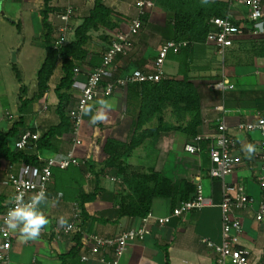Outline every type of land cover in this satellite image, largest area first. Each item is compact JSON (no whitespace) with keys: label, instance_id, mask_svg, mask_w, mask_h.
<instances>
[{"label":"crops","instance_id":"crops-1","mask_svg":"<svg viewBox=\"0 0 264 264\" xmlns=\"http://www.w3.org/2000/svg\"><path fill=\"white\" fill-rule=\"evenodd\" d=\"M20 1L23 10L32 11L34 8L39 12L41 9L39 4L42 0ZM59 1H62L63 5L67 2L72 4L75 8L72 20L77 17V25L89 13L94 2V0ZM136 1L103 0L115 11L112 22L116 23L117 27L113 30L100 27L91 31V42L88 43L91 53L100 51L103 54L109 45L108 40L111 41L115 33L128 30L131 20L137 15ZM151 1L152 7L145 9L146 21L143 22L138 33L131 37V47L115 58L105 81L115 76L124 77L134 69L151 70L162 44L175 37L176 24L172 9L186 12L189 8H186V2L177 0L173 5L167 4L166 10L158 1ZM206 1L223 3L224 16L247 28L249 21L247 6L229 0ZM56 2V0L51 1L55 8L59 5ZM218 6L221 8L220 5ZM78 9L84 12V15L79 16ZM59 11L55 10L52 13ZM52 13L49 16L50 23ZM212 18L214 16L209 22ZM56 21L58 25L59 20ZM190 21L191 19L178 23V27H181L179 30L190 29ZM57 25L52 26L55 29ZM245 28L244 33L233 37L231 46L225 48L223 55L212 42L206 40V37L203 40L178 38L175 41L186 40L188 45L178 53L167 54L165 62L167 59L173 60L176 67L170 72L163 71L164 77L181 79L184 74L187 75L199 97L201 123L194 136H189L182 130H175L161 132L156 140L147 138L135 149L142 150L143 155L136 154L133 150L123 160V166L126 173H149L154 170L168 176L167 173L170 171L174 174V177L168 176L172 181L185 178L201 184L205 198L212 203L201 209L188 211L163 225L152 221L150 234L141 241L127 245L118 264H219L217 252L207 243L218 244L222 240L221 210L218 205L222 198V183L208 175L209 147L218 132L217 127L220 122L225 124L226 134L235 141L231 153L236 157V164L233 172L225 177V182L243 186L247 195L253 198L250 206L233 212L242 220L240 247L249 252V264H264L262 258L264 219L258 221L255 218L259 202L264 201V188L260 186L258 180L263 174V163L258 158L261 134L258 130L247 131L239 128V124L255 122L258 117H264V34L254 35ZM196 30L194 29V32ZM105 34L109 35L107 41L101 36ZM91 56L92 54L89 53L77 68L76 79L70 90L71 105L75 104L88 73L101 62V55L92 57L93 59L90 58ZM60 77L61 70L57 75L56 83ZM50 80L49 88L43 96L32 101L22 113L19 111V91L15 114L2 107L0 103V133L6 132L17 123L18 131L33 127L34 133L37 132L40 136L43 131L59 122L55 112L57 103L53 91L55 85L51 84ZM220 80H224L226 85H233V88L224 91L215 89V84ZM18 83V88L24 85L22 80ZM24 88L22 99L30 98L36 91V82L29 89L26 85ZM128 93L130 94L126 87H118L111 95L90 103L92 111L89 115L83 114L79 145H74L73 134L70 131L53 137L51 149L43 148L39 151L34 141L30 142L32 145L25 147L26 151L36 155L41 161L51 155L67 153L73 149L79 164L52 169L47 200L40 205L49 223L41 229L38 238L27 241L21 238L19 229L11 230L10 257L7 262L0 264H107L110 260L109 250H102L99 256H92L88 261L80 259L81 254L89 253L91 242L86 237L95 234L103 238H112L126 229L136 228L142 224V219L139 218L118 217L120 196L127 194L128 189L123 183L122 174L116 173L113 168H104L107 156L102 148L106 139L114 138L128 142L132 133L139 105L135 99L136 94L132 98L133 103L127 100ZM101 99L107 102V108L99 103ZM97 110L104 111L107 118L103 122L92 124L90 123L92 112ZM20 117H22L21 121ZM189 119L188 115L181 116L170 106L163 111V120L170 125L185 126ZM155 125L157 121L153 118L144 125V128ZM194 143L200 145V152L188 153L184 150L187 144ZM250 144L254 146L252 152L248 150ZM22 164L10 163L0 158V194L4 198L3 205L9 203L13 195L8 176L10 173L17 174ZM94 189L98 194L93 200L84 203L86 215L84 217L79 213L77 195L80 190L90 193ZM75 212L79 213L76 220L81 228L79 238L75 233H64L62 230ZM150 212L159 217L168 215L170 201L163 198L153 199ZM1 215L2 212L0 217Z\"/></svg>","mask_w":264,"mask_h":264},{"label":"built area","instance_id":"built-area-1","mask_svg":"<svg viewBox=\"0 0 264 264\" xmlns=\"http://www.w3.org/2000/svg\"><path fill=\"white\" fill-rule=\"evenodd\" d=\"M229 2L245 5L249 9L247 28L243 25L235 24L228 17H214L210 20L211 30L207 33L206 40L212 42L223 55L225 48L231 46L233 37L244 33V28L254 35L264 34V6L263 0H229ZM151 0H137V15L131 20L129 28L125 32H118L111 38V43L105 49L101 62L86 76V81L80 90V94L73 107L69 109V116L72 122V134L74 145L81 143L79 134L83 119L81 105H88L97 99L109 96L118 87H126L129 82H158L164 78L163 65L169 52L178 53L183 47L188 45L186 40H167L160 47L158 54L153 62L151 70L134 69L128 75L117 76L105 81L108 71L115 58L125 53L132 45L131 37L138 33L142 27L140 16L145 13V9L152 7ZM75 14V8L70 2H67L57 13L56 17L59 24L56 26V36L53 41L55 47L61 46L67 42V34L71 30L70 22ZM77 72V69H76ZM105 82V83H104ZM215 89L224 91L233 88V85H226L224 80H220L214 86ZM239 128L247 131L258 130L261 134L260 154L258 158L263 163V174L258 178L259 184L264 188V117H258L255 122L239 124ZM218 132L214 135L209 147L210 166L208 175L216 178L222 183V198L218 203L221 210L222 219V240L218 244L208 242L213 246L218 254L219 264H249V252L240 247V234L242 232V220L235 216V210H242L253 203V198L247 195L244 187L241 185L227 184L225 177L233 172L236 164V157L231 153L235 146L234 139L225 132V124L220 122L217 127ZM39 138V134L25 131L15 141V147L25 148L31 141ZM184 150L188 153L200 152L201 147L198 143L187 144ZM41 161V160H40ZM79 164L78 159L73 153V149L67 153L55 154L41 161L40 165L23 163L17 174L10 173L9 183L13 190L12 199L5 204L0 217V263L7 262L11 250V230L5 224L6 214L9 208L14 206V199L17 195L23 194L25 201L40 190H44L46 195L48 185L52 178V169L54 167L67 168L70 165ZM212 202L205 198L201 184L196 186V195L194 198L182 202L175 207L166 216L159 217L151 212L142 218V224L136 228H130L122 231L118 236L112 238H103L90 234L86 237L91 242L89 253L80 255L82 261H88L92 256H99L102 250L110 251V260L107 264H118L120 256L126 250L127 245L134 241H141L150 234V223L154 221L159 225L169 223L171 219L180 217L188 211L198 210L211 204ZM79 213L75 212L72 219L63 226L64 233H80L81 228L76 220ZM256 220L264 219V201L259 202L256 210ZM264 259V252L262 253ZM103 260V259H102Z\"/></svg>","mask_w":264,"mask_h":264},{"label":"trees","instance_id":"trees-1","mask_svg":"<svg viewBox=\"0 0 264 264\" xmlns=\"http://www.w3.org/2000/svg\"><path fill=\"white\" fill-rule=\"evenodd\" d=\"M51 1L52 0H42L43 7L39 10L42 24L40 38L42 39L44 56L40 67L36 71V91L32 97L22 99V93L25 92V88L24 85L19 87V111L22 113L27 110L26 107L32 101L42 97L48 90V82L59 64L61 77L53 89L57 98L55 112L59 118V122L43 131L39 138L34 141L36 148L39 151L43 148L51 149V139L53 137L72 131L69 109L73 107L74 104L71 105L72 95L70 90L76 79V69L79 64L85 60L89 53L92 54L90 57L91 59L95 56L99 57L100 55L102 59L103 55L100 51H94V53H91L87 48V45L91 40V31L98 30L100 27L110 30L117 27V24L112 22V15L116 14L115 11L108 7L103 0H94L89 13L82 18L77 26L74 27L72 38L65 44L55 47L53 44L55 39L54 28L49 21V16L53 11H59L60 9L58 7H53ZM156 1L167 10V4L173 5L177 0ZM184 1L187 4L186 8L189 7L188 11L184 12L180 9H172L176 24L175 37H173V40H178V38L203 40L208 31L212 28L209 19L213 16L225 17V5L223 3L209 2L206 0ZM218 5H220L221 8ZM140 19L142 20V23L145 22L147 14H142ZM190 19V29L187 31L179 30L181 27H178V23ZM234 23L238 24L236 22ZM194 29H197L196 32H194ZM101 36H103V40H108L109 35L105 34ZM108 42L109 44L111 43L109 40ZM14 70L17 81L21 82L19 72L16 69ZM126 88L130 92V94H127V100L129 99L130 103L134 102V99L132 98H134V94H136L135 99H137V104L139 105L138 112L128 142H121L114 138L106 139L102 148L107 156L104 161V168H113L116 173H119L120 175L122 174L123 183L128 189L127 194L120 196L118 217L128 216L142 219L151 211L153 199H168L170 201V211H172L182 202L195 197L197 184L185 178L175 182L172 181L170 177L154 170L149 173H126L123 166V160L147 138L156 140L161 132L182 130L189 136H194L197 132V127L201 123L199 97L193 84L188 80V77L185 74L181 79L164 77L158 82H129L126 85ZM169 106L181 116H189L190 119L185 126L181 124L174 126L164 122L163 111ZM23 107L25 109H22ZM153 118L156 119L157 125L144 128V125ZM21 119L22 117H20V121ZM17 129V123H14L9 130L0 133V158L8 160L10 163L20 162L40 165L41 161L38 160L36 155L30 154L25 148H16L14 144L22 133L25 131L34 133L35 129L33 127L22 128L20 131ZM10 137L14 138L13 147L9 144ZM28 145L30 146L32 144L29 143ZM97 194L96 189L90 193H84L81 190L79 191L77 195V203L80 208L79 213L84 217H86L83 207L84 203L96 198ZM3 201L4 198L0 194V213L3 212L5 207ZM75 235L78 237L79 233H76Z\"/></svg>","mask_w":264,"mask_h":264},{"label":"rangeland","instance_id":"rangeland-1","mask_svg":"<svg viewBox=\"0 0 264 264\" xmlns=\"http://www.w3.org/2000/svg\"><path fill=\"white\" fill-rule=\"evenodd\" d=\"M56 1L59 4V7L57 6L59 9L65 5L62 1ZM42 7L43 2L41 1L39 9ZM57 13L51 15L53 26L57 25ZM78 13L79 16L84 15V12L79 11V9ZM39 14L38 10L34 8L32 11L23 10V4L20 0H0V103L2 107L14 114L16 113L15 105L18 101L19 91V83L14 69L19 72L22 83L29 89L36 82V71L40 67L44 56L42 39L40 38L42 24ZM76 20L77 17L70 22L71 30L67 34V41L73 36L74 27L77 25ZM55 36L56 31L54 29ZM89 44L87 48L90 46ZM13 57L15 61H13ZM58 65L50 80L53 85H55L57 75L60 73ZM173 67H176V63L167 59L162 70L170 72L173 71ZM13 140L12 137L9 138L11 147H13ZM134 152L143 155L142 150H135ZM167 175L174 177V174L170 171Z\"/></svg>","mask_w":264,"mask_h":264},{"label":"clouds","instance_id":"clouds-1","mask_svg":"<svg viewBox=\"0 0 264 264\" xmlns=\"http://www.w3.org/2000/svg\"><path fill=\"white\" fill-rule=\"evenodd\" d=\"M105 108L108 104L105 100L99 101ZM84 115H89L92 111V105H81ZM107 116L104 111L97 110L92 112L90 123L97 124L106 120ZM250 152L254 151L253 145H248ZM47 200L46 193L42 189L33 194L29 200L25 201L23 194H19L14 199V206L9 208L6 214L5 224L10 230L19 229L21 238L25 241L39 237L41 229L49 223L47 217L43 214L40 205Z\"/></svg>","mask_w":264,"mask_h":264},{"label":"water","instance_id":"water-1","mask_svg":"<svg viewBox=\"0 0 264 264\" xmlns=\"http://www.w3.org/2000/svg\"><path fill=\"white\" fill-rule=\"evenodd\" d=\"M13 61H15V58L13 57Z\"/></svg>","mask_w":264,"mask_h":264}]
</instances>
